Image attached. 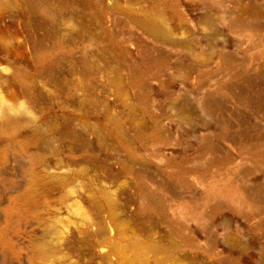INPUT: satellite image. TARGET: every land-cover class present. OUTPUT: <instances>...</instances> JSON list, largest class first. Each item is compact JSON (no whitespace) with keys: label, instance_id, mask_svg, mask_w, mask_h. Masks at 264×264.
<instances>
[{"label":"rangeland","instance_id":"rangeland-1","mask_svg":"<svg viewBox=\"0 0 264 264\" xmlns=\"http://www.w3.org/2000/svg\"><path fill=\"white\" fill-rule=\"evenodd\" d=\"M0 264H264V0H0Z\"/></svg>","mask_w":264,"mask_h":264}]
</instances>
